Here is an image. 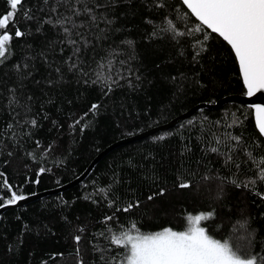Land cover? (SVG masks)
<instances>
[{"label":"trees","instance_id":"16d2710c","mask_svg":"<svg viewBox=\"0 0 264 264\" xmlns=\"http://www.w3.org/2000/svg\"><path fill=\"white\" fill-rule=\"evenodd\" d=\"M88 2L103 7L97 9L99 27L81 30L90 43L80 45L77 59L62 29L45 22L55 19L57 0H22L17 10L0 0V18L15 11L0 30L13 36L0 64V180L6 177L25 196L55 189L108 150L81 183L2 214L0 264H117L125 250L111 244L112 235L132 223L144 233L184 230L186 217L201 212L215 213L201 222L214 238L264 256V199L258 195L264 181L248 156L264 157V137L249 106L201 108L169 129L114 146L202 103L246 94L230 46L211 34L197 56L204 32L175 36L162 30L168 21L180 32L198 23L181 0ZM17 28L23 37L15 38ZM74 61L87 75L69 69ZM97 74L116 81L111 92L92 82ZM32 119L35 127L27 123ZM185 182L190 187L180 188ZM0 196L9 193L0 190Z\"/></svg>","mask_w":264,"mask_h":264},{"label":"snow or ice","instance_id":"6c2138e0","mask_svg":"<svg viewBox=\"0 0 264 264\" xmlns=\"http://www.w3.org/2000/svg\"><path fill=\"white\" fill-rule=\"evenodd\" d=\"M181 3L198 23L187 32H180L175 29L172 21H168V27L162 30L172 31L175 36L204 32V40L198 41L200 50L197 51V56L201 51L207 50L205 41L208 37L211 34H216L230 46L231 52L234 53L247 96L252 97L257 93H264V0H181ZM9 4L12 10H17L18 6L22 4V0H9ZM102 7L103 5L98 2L89 5L88 0H57L51 9L55 19L50 16L45 22L62 29L65 41L72 46L74 55H77L81 51V44L87 47L90 43L87 35L81 30L86 27H99L97 9ZM59 8H64L65 11H58ZM14 15L15 11H9L3 18H0V30L6 28L9 18ZM25 18L31 19L27 13ZM100 19L111 23L102 14ZM24 35L25 33L17 28L15 38ZM12 40L13 36L10 33L5 31L0 34V64L8 59ZM127 43L131 44L132 42L128 41ZM16 69L19 71L20 65H16ZM69 69L80 70L82 75H87L82 69H78L75 61L69 65ZM97 81L104 83L108 92H111L112 84L116 83L111 77L101 80L99 74L92 82L96 83ZM87 82L86 80L85 83ZM249 107L254 113L256 129L260 136H264V104H252ZM97 108L98 105L94 104L90 111L94 112ZM27 123L33 127L37 125L35 119ZM76 123L78 124L80 121L78 120ZM8 127L11 129L13 126L10 124ZM233 139L237 144L240 143V137H233ZM37 144L39 146V142ZM212 151L216 152L218 149L213 148ZM248 156L258 168L257 179L264 181V157L257 161L251 153H248ZM43 172L45 169L41 168L38 177ZM0 176L3 174L0 173ZM36 183H39V178ZM232 183L237 187L241 186L237 181H232ZM255 183L254 179L243 186L250 187ZM179 187L188 188L190 184L180 183ZM0 190H7L9 193L8 197L0 196V200L3 201L0 203V208L15 205L26 199L24 194H18L13 190L6 177L0 180ZM163 194L164 190L161 189L159 195ZM154 195L149 196L148 199L152 200ZM258 195L264 199V194L258 193ZM134 206L138 207L139 203L137 202L135 205L130 203L123 211L128 212ZM214 215V212L190 214L186 217L187 227L179 231L165 227L159 231L144 233L135 223H132L128 231L111 236V244L125 250L124 259L118 261L117 264H264V256L244 254L230 240L222 241L214 238L207 227L202 226L201 223L213 219ZM112 219L113 217L110 216L105 217V221ZM74 239L79 243L81 237L76 236Z\"/></svg>","mask_w":264,"mask_h":264},{"label":"water","instance_id":"95a60500","mask_svg":"<svg viewBox=\"0 0 264 264\" xmlns=\"http://www.w3.org/2000/svg\"><path fill=\"white\" fill-rule=\"evenodd\" d=\"M229 102H235V103H239V104H243V105H247V106H250L252 104H264V93H257L255 95H253L252 97L247 96V94H236V95L227 96V97L219 100L217 103H214V104L208 103V102L207 103H202V104L194 107L193 109H191L187 113H185V114L181 115L180 117L176 118L175 120H173L170 123H167V124L159 126V127L152 128L150 130H146V131L141 132V133H139V134H137L135 136L123 139V140L119 141L118 143H116L114 146L121 145L123 143H128V142H131V141H134V140L142 139L144 137L151 136V135H153V134H155V133H157L159 131L169 129V128L175 126L178 121L186 119V118H189L190 116H192L195 112H197L201 108L218 109V108L222 107L224 104L229 103ZM107 151L108 150H106L104 153H102L101 155L96 157L92 161L90 166L87 168V170L84 171V173L81 176H79L76 180L72 181L71 183H68V184L62 185L60 187H57L55 189L45 190V191H41V192H38V193L27 195L25 200L19 201L15 205H11V206H6V207H3V208H0V217L8 209H12V208H16V207H20V206L32 203L34 201H37V200H39L41 198L50 196L52 194L62 193L64 191H66L68 188H70V187H72V186H74V185H76L78 183H81L83 180L88 178V176L91 174V172L93 171L94 167L98 163L99 159Z\"/></svg>","mask_w":264,"mask_h":264}]
</instances>
